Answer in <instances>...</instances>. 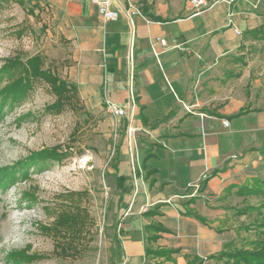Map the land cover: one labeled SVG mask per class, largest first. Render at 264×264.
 I'll use <instances>...</instances> for the list:
<instances>
[{
  "label": "crops",
  "instance_id": "obj_1",
  "mask_svg": "<svg viewBox=\"0 0 264 264\" xmlns=\"http://www.w3.org/2000/svg\"><path fill=\"white\" fill-rule=\"evenodd\" d=\"M27 1L53 10L71 46L69 79L84 103L104 99L129 111L126 88L133 74L132 126L145 134L139 132L138 143H131L140 169L134 197L125 141L116 152V177L123 176L127 189L117 187L123 206L121 257L131 264L216 262L209 257L236 245L246 232L240 227L247 225L242 223L247 215H235V210L248 198L238 189L261 178L257 174L264 163V108L252 104L237 116L248 102L236 92L232 77L237 80L245 72L225 70L228 57L244 44L243 33L260 25L250 27L234 12L228 24L229 6L221 2L205 11L209 15L193 16L183 2L114 0L111 8L118 17L104 22L88 0ZM128 3L142 14L133 24L123 12ZM158 38L168 47L157 44ZM205 172L208 178L195 190L192 185ZM148 234L157 240L149 244ZM149 246L172 253L147 258Z\"/></svg>",
  "mask_w": 264,
  "mask_h": 264
},
{
  "label": "rangeland",
  "instance_id": "obj_2",
  "mask_svg": "<svg viewBox=\"0 0 264 264\" xmlns=\"http://www.w3.org/2000/svg\"><path fill=\"white\" fill-rule=\"evenodd\" d=\"M172 1L185 3L186 14H193L188 0L168 3ZM229 10L250 27L264 25V0H238ZM71 56L69 41L61 35L51 8L27 0H0V69L8 60L17 58L25 63L38 57L39 71L71 82ZM228 58L225 70L245 72L237 80L232 77L236 92L246 97L248 107L255 104L264 108V40L248 35ZM128 81L133 87V74ZM8 83L1 77L0 90ZM132 91L134 94V88ZM68 94H56L50 83L37 78L20 101L7 103L0 111V169H12L45 149L68 152L59 162L28 165L23 169L26 178L19 172L12 185L0 188V264H14L9 254L17 251L35 256L31 262L18 264H131L116 246V241L123 239L118 236V228H123V206L115 182L116 152L122 141L128 142L127 124L109 113L104 99L84 103L79 93ZM139 132L145 134L135 132L137 143L143 136ZM257 175L264 180V163ZM72 206L87 212V226L74 238L52 236L46 228L58 212ZM254 216L243 217L242 223L248 224ZM255 238L253 229L241 232L235 244Z\"/></svg>",
  "mask_w": 264,
  "mask_h": 264
},
{
  "label": "trees",
  "instance_id": "obj_3",
  "mask_svg": "<svg viewBox=\"0 0 264 264\" xmlns=\"http://www.w3.org/2000/svg\"><path fill=\"white\" fill-rule=\"evenodd\" d=\"M154 21H158V18L152 17ZM251 35L255 39L264 40V25H260L256 28L247 30L243 33V37ZM242 47V46H241ZM39 58H30L25 63L20 62L17 58L8 60L7 63L0 69V78L6 77L9 83L0 90V111L7 103L14 105L20 99L24 97L27 90L30 88L31 82L34 79H44L50 83L53 87V91L56 94L76 95L78 94L77 87L71 82H65L59 80L55 76H51L49 73L45 75L42 71H39L38 67ZM47 77V78H46ZM68 94V95H69ZM67 98V97H66ZM135 101V98H134ZM249 111V107H245L241 110L237 116ZM126 121H124V124ZM68 156V152H58L57 148L45 149L41 152L31 154L24 162L17 163L12 169H0V188L12 185L16 178L17 173H21V178L27 177V172L23 170L25 167L32 163H44L45 161H61ZM123 176L116 177V185L121 191L127 189L123 186ZM238 194L247 197L245 204L235 210V215H247L252 216L255 214V218L247 225H243L240 228L249 232L254 230L256 238L253 240H245L242 242V246H236L233 243L228 244L224 250L215 256L209 257V259H215L216 262L223 261V264H264V180L259 178L251 179L245 185L238 189ZM256 199V202H249V199ZM30 199V198H28ZM89 216L87 212H80L77 206L68 207L66 210L58 212L54 218V222L46 228L52 236H64L77 237L81 231L87 226L89 222ZM153 226H148L146 229L151 230ZM157 231L165 232L161 227L157 228ZM156 235L148 234L147 241L152 243L157 240ZM62 246V245H61ZM117 251H119V242L116 241ZM61 251H65L63 246ZM172 253L168 250H154L150 246L145 249V256L147 258L163 257ZM14 264L19 262H31L35 258L34 255L22 254V252H13L11 254ZM201 262L197 263L200 264Z\"/></svg>",
  "mask_w": 264,
  "mask_h": 264
},
{
  "label": "built area",
  "instance_id": "obj_4",
  "mask_svg": "<svg viewBox=\"0 0 264 264\" xmlns=\"http://www.w3.org/2000/svg\"><path fill=\"white\" fill-rule=\"evenodd\" d=\"M91 4H93L96 7L98 15L103 19L104 22H109V21H114L117 19L119 12L115 9L111 8L112 2L114 0H88ZM238 0H214L212 3H208L206 0H188L187 5L188 9L193 11V16L199 15L206 10H209L212 6L215 4L221 2L225 3L228 6L231 4H235ZM123 12L129 22L133 24V18L136 16L142 17L141 12L137 7H135L133 4L128 3L126 8L123 9ZM233 16V13H228L227 18H228V24H231V18ZM234 33L238 36H241V31L238 30V28H234ZM156 43L159 44L163 48L168 47V43L164 39L158 38L156 40ZM154 47V45H152ZM174 47L178 48L179 44H177L174 41ZM132 85H128L129 89V101L127 102V105L129 106V111H126L124 108L118 106L115 103H112L108 100H105L106 107L109 111V113L114 116L115 118H123L126 121L127 124V148L129 151V164H130V172L133 178V194L132 196L134 197L137 191V174L140 172L139 166L136 164L135 156L131 153V142L135 141V132L139 130L138 128H135L132 126L133 120H134V112H133V104H134V94L132 91ZM186 111L189 112L188 108H185ZM222 125L224 127H228V122L223 121ZM208 178L206 172L200 176V178L197 180L195 184L192 186L195 188V190H198L200 188V184L205 181ZM132 205V201L129 203L128 210L130 209V206ZM142 210H145L144 208H141Z\"/></svg>",
  "mask_w": 264,
  "mask_h": 264
}]
</instances>
